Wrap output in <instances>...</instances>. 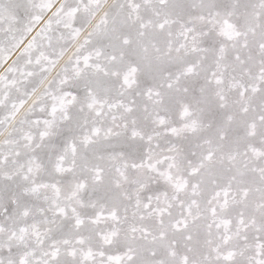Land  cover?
Listing matches in <instances>:
<instances>
[{
    "label": "snow or ice",
    "instance_id": "6c2138e0",
    "mask_svg": "<svg viewBox=\"0 0 264 264\" xmlns=\"http://www.w3.org/2000/svg\"><path fill=\"white\" fill-rule=\"evenodd\" d=\"M0 264H264V0H0Z\"/></svg>",
    "mask_w": 264,
    "mask_h": 264
}]
</instances>
